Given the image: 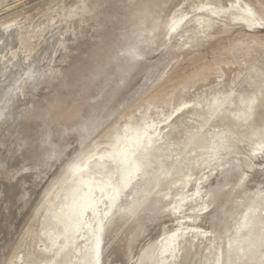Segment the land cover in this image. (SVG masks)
<instances>
[{
	"label": "rangeland",
	"instance_id": "obj_1",
	"mask_svg": "<svg viewBox=\"0 0 264 264\" xmlns=\"http://www.w3.org/2000/svg\"><path fill=\"white\" fill-rule=\"evenodd\" d=\"M77 6L0 63V264H264V0Z\"/></svg>",
	"mask_w": 264,
	"mask_h": 264
},
{
	"label": "bare ground",
	"instance_id": "obj_2",
	"mask_svg": "<svg viewBox=\"0 0 264 264\" xmlns=\"http://www.w3.org/2000/svg\"><path fill=\"white\" fill-rule=\"evenodd\" d=\"M77 3L78 4H82V6L85 7V0H81V2L79 1ZM77 3H75V4L72 3L73 5L70 4L71 6H69V7H66V6L64 7L63 6L61 8V11H58L57 13H54V14L49 15V18L47 19V25H45V26H42L43 23L41 22L42 24H38L37 26L33 27L31 21L34 20V18L36 16H38V14H36V15L34 14V16H31L29 18H16V16H15L16 19L7 21L5 23H2L1 28H0L1 29L0 30V63L7 61V63H10V64L12 63L14 65V62H17L19 59L22 60L21 58H23V60H24L23 61V66L25 68L27 67V69L29 67H31V65L34 63L35 56L36 55L38 56L39 55V51L41 50V49H37L36 46L32 43V40L35 37H37L36 34L38 33V30L39 29H43L41 31V33H40V36H39V38H40V42H39L40 43V48H41V46L43 44L49 43L48 41L50 39H48V38L54 37V34L56 32L58 34L59 33L58 30L61 31V33L59 34V36H60L59 44H63V40L61 38H64L65 35L69 31L72 32V34H73V40L76 41L77 38H76L75 31L72 29V27L69 24L72 23L73 19L76 17V14H77L76 9L79 8L77 6L78 5ZM2 5H3V1L0 0V7ZM36 7L37 6H35V8ZM68 8H69V10H68ZM32 9H34V8H32ZM80 9H81V7H80ZM44 10H45V8H44ZM32 11H34V10H32ZM84 11H85V9H84ZM46 12H52V10H47ZM39 15H43V17L48 16V15H46V13H44V11L43 12H40ZM24 20L27 22L26 23L27 25L25 23H22V21H24ZM64 21H66V24H65V26L62 27L63 29H59V28L58 29H55L58 25H60V23H62ZM30 28H32V29H30ZM2 66H4V65H2ZM21 66H22V63H21ZM10 67L11 66H9V67L7 66L6 69L9 70ZM11 69H12V67H11ZM19 70H20V68H19ZM24 70H26V69H24ZM33 72H34V70H33ZM2 73H4V72H2ZM26 74L27 73H25V74L23 73V75H26ZM19 75H21V74H19ZM0 109H2V108H0ZM3 115H4V113H3ZM39 178H41V176H39ZM253 180H258L257 182H259L260 185L261 184L264 185V171H263L262 175L260 173V176L255 174ZM252 184L253 185H256L255 183H252ZM19 190H21V189H19ZM252 219H253V217H252ZM254 223L257 224L256 221L253 222V224ZM242 225H244V224H242ZM257 227H259V226H257ZM250 228H251V226H250ZM247 231H249V229ZM254 231H255V229H254ZM249 233H251V231ZM258 234H259V230H258Z\"/></svg>",
	"mask_w": 264,
	"mask_h": 264
}]
</instances>
